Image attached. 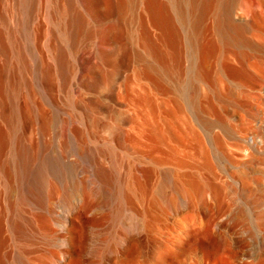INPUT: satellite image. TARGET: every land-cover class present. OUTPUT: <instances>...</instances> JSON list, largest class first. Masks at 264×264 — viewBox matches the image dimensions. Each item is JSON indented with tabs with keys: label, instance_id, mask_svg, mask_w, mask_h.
Returning a JSON list of instances; mask_svg holds the SVG:
<instances>
[{
	"label": "bare ground",
	"instance_id": "obj_1",
	"mask_svg": "<svg viewBox=\"0 0 264 264\" xmlns=\"http://www.w3.org/2000/svg\"><path fill=\"white\" fill-rule=\"evenodd\" d=\"M0 264H264V0H0Z\"/></svg>",
	"mask_w": 264,
	"mask_h": 264
}]
</instances>
